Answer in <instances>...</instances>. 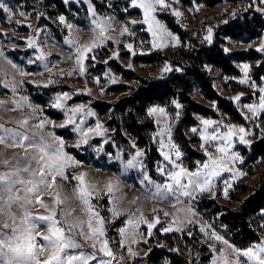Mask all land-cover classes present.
<instances>
[{
  "label": "rangeland",
  "instance_id": "1",
  "mask_svg": "<svg viewBox=\"0 0 264 264\" xmlns=\"http://www.w3.org/2000/svg\"><path fill=\"white\" fill-rule=\"evenodd\" d=\"M62 1L68 8L75 7L69 15L59 14L54 0H5L12 8V13L0 7V101L5 102L0 104V124L5 127H23L25 131L30 130V135L41 131L48 135V132L54 131L57 136L63 137L65 150L70 156L81 162L79 165L70 163L65 168L68 178L64 179L57 175L56 184L48 189V192L53 195L45 193L42 197L50 208L57 210L58 218L67 222V224L62 223L61 226L71 227V232L65 234L71 235L81 246L68 251L95 253L96 259L89 261V264H99L100 257L110 258L112 264H165V262L175 264L168 257L158 259L152 257L161 250L184 258L187 264H222L221 257L225 251L234 254V249L230 247L234 244L227 237L225 229L215 227L197 210L195 204L206 197L235 209L237 205L232 202L231 196L235 194L242 199L247 198L250 193L243 191V186L255 188L264 178V159L249 161L250 155H244V150H249L255 142L264 139L261 135V130L264 129V109L253 114L248 107L250 104L258 106L259 97L264 95V91H261L264 89V78L256 81L253 77L254 69L260 66L262 61L235 63L234 66L239 72L238 76H227L221 71L208 68L215 79L216 91L234 103L245 124L234 123L230 117L222 113L220 119L195 116L197 124L188 130L187 135L191 140H195L192 146L200 157L196 158L194 165L191 166L179 146L183 156L177 160V163L194 172L199 166L197 161L203 164L208 159L205 148L214 156L224 155L218 151L216 145L228 144L223 134L228 131L230 125H236L237 128L245 127L249 132L246 139L251 140L252 144L245 145L239 142L238 136L233 137V147L229 149V152H238L243 157V161L238 160L234 164L229 162L227 168L211 178L208 188L190 197L181 196L178 203L172 197L162 199L150 193L154 191L152 181L163 183L164 179L168 178L157 171V166L164 167L166 171L174 167L164 155L165 151H171L173 159H176L174 150L169 148L170 141L164 138L162 148L158 134L167 121L172 129L171 140L178 144L175 135L182 116V105L177 100H172L165 106H152L163 107L166 115L149 114L147 111L149 119L155 125L151 139L160 155V160L156 162L155 169L151 172L148 169L145 149L137 146L136 140L125 131L123 139L118 143L115 139L116 130L108 125L113 119L112 113L101 116L93 107V103L117 104L140 85L141 79L155 81L165 79L175 71H181L169 61L150 64L142 60L155 52L166 54L168 51L175 52L182 47L181 38L169 29L163 20L164 16L173 17L188 36L198 42V45L212 47L218 39L223 41L220 45L225 51L227 49L228 54L256 52L264 57V51H261V45H264V33L249 43L219 35L221 27L231 21L246 18V16L251 17L254 13H259L264 19V12L259 10L264 8V2L262 0H221L217 6L209 8L206 4H200L194 0L190 7L185 6L182 0H167L168 6H158L154 13L159 22V30L164 33L161 37L153 36L152 31L149 30V24L144 20L143 10L139 7H131L128 0H96L102 8L101 11L97 9L93 0ZM172 9H176L182 15L177 16ZM131 11H138L140 16H129ZM20 12L25 15H19ZM126 14L128 15L125 20L120 19ZM61 15L65 17V21L59 19ZM100 17L112 18V27L107 32V36L111 39L92 48V51L87 54V59L83 61L85 71L81 72L76 62V57L79 55L76 51L77 42L79 45H85L97 38L92 21ZM132 20L136 23H131ZM125 24L129 31L122 33ZM209 28L212 30L211 43L207 40ZM174 37H179V43H176ZM29 40L34 42L30 45ZM153 41L161 46L153 47ZM192 43L190 40L186 48H190ZM37 44L39 47L36 46ZM128 44L133 47L128 48ZM41 48L46 53V59L40 58ZM166 64L171 65L170 71H162ZM244 64L250 65L247 73L244 71ZM117 66H121L125 71L133 72L136 78L125 79L115 70ZM96 78L99 80L97 81ZM49 80L52 83H49ZM63 93H68V96L61 97L64 107L58 108L56 98L58 94ZM240 94H243L240 100H235L234 97ZM35 95H40L43 102H36ZM194 98L198 103L216 109L215 104L206 103L201 98L198 89L194 93ZM174 101L181 107H177ZM76 106H82L83 111L77 112L72 117L76 121L75 124H69L67 120L70 110ZM52 113L59 115L60 120H56ZM25 118H28L27 126L17 123ZM40 119L52 121L54 126L46 125V130L40 129L38 127ZM204 120L216 121L207 126V132H216L221 137L220 140L207 142L203 140L201 133L205 131ZM97 121L101 124L103 131H97ZM89 128L93 130L90 133L87 132ZM193 128L197 131H192ZM81 130L87 133L86 144L81 143ZM2 131L0 129V133ZM154 134H157L156 138ZM78 144L79 147H77ZM137 150L143 153L139 159L144 163L145 169L136 167L125 170L124 162L134 156ZM25 151L29 153L28 157L23 155ZM34 151L35 149L31 148L8 147L0 144V172L13 167L23 168ZM5 159L9 161L8 164H4ZM32 167L35 168L34 161ZM236 170L242 171L244 175H236ZM85 172L89 190L93 192V195L89 197V205L104 219L103 238L109 241V247L113 252L112 257L100 251L101 240L85 238L92 235L86 224L92 212L85 211V204L77 198L79 181L74 179L78 174ZM23 175L27 177L28 174L23 173ZM148 176L151 180L147 179ZM234 176L235 179H233ZM116 180H119V183L114 185L116 190L109 192L107 189L109 181ZM226 186L228 196L224 195ZM56 192L60 193L64 201L60 205L55 203ZM20 194L24 195L23 189ZM190 209L195 211L192 212ZM13 211L19 214L18 209L13 208ZM29 211L39 215L48 214L45 208L36 203L29 206ZM165 212L170 215L165 216ZM141 214L149 222H154L155 217L159 216L160 222L151 229V235H148L147 224L141 223L136 229L138 235L133 241L129 235L132 225H129L128 221L139 219ZM5 219H8L7 214L0 213V227H3ZM80 221L85 222L83 235L80 234L79 226L72 227L73 224L79 225ZM92 223L94 227H98L100 221L92 216ZM201 225L204 226V231H201ZM168 227L172 230L162 231L163 228ZM121 228L125 229L124 233H121ZM213 229L229 243L224 244L223 241L216 240ZM41 230L46 231L43 222H41ZM37 240L40 241L41 238L38 237ZM122 240L124 243H121ZM93 243L96 247H92ZM261 243H264V239ZM129 247L136 253L135 256L128 251ZM44 258L45 256L40 257V259ZM239 259L241 264H254V261L244 257L242 253L239 254Z\"/></svg>",
  "mask_w": 264,
  "mask_h": 264
},
{
  "label": "snow or ice",
  "instance_id": "2",
  "mask_svg": "<svg viewBox=\"0 0 264 264\" xmlns=\"http://www.w3.org/2000/svg\"><path fill=\"white\" fill-rule=\"evenodd\" d=\"M264 2V0H262ZM131 7H139L143 10V17L145 22L149 24V30L152 31L153 36L160 35L163 37L164 33L159 30V22L156 20L154 13L157 11L158 6L167 7V0H128ZM0 7L7 9L8 12L12 13V8L5 2V0H0ZM177 16L182 15L176 9H172ZM264 12V8L259 9ZM94 11V10H93ZM127 11V9H125ZM15 15V13H13ZM19 15L23 16L25 13L20 12ZM94 15L96 13L94 12ZM235 15V13H233ZM61 21H65V17L61 15L59 17ZM131 23H136L132 20ZM92 24L95 26L93 31L97 32V38L93 39L89 44L79 45L77 42L76 51L79 55L76 57L77 65L81 72L85 71L83 61L87 59V54L92 51L93 47L102 45L107 39H111L107 36L109 28L112 27L111 17H100L99 19H94ZM69 27H71L69 25ZM129 29L127 24L122 28L123 32H128ZM170 35V34H169ZM176 43H179V37H174ZM207 40L211 43L212 40V30L208 29ZM34 41L29 40L31 45ZM39 47V45H36ZM161 45L156 44L153 41V47H160ZM128 48H132L131 44L127 45ZM227 51V49H226ZM261 51H264V45H261ZM113 55H118V53H113ZM40 58L46 59V53L41 48ZM93 59L95 57L93 56ZM46 66V65H45ZM131 66V65H130ZM245 73L249 71L250 65H243ZM171 65L166 64L162 71H170ZM97 81L99 78H96ZM52 83L51 80L48 81ZM33 83H36L33 81ZM90 91V89L88 90ZM264 91V89H261ZM240 95L234 97L235 100H240ZM68 93L58 94L56 98V107L62 108L64 104L61 97H67ZM5 103L0 101V104ZM177 107H181L178 102H175ZM19 106V102H17ZM248 107L252 110L253 114L257 113L259 110L264 109V95L259 97V105L250 104ZM82 106H76L70 110L67 123L75 124V120L72 119L77 112H82ZM149 114H167L163 107H150L148 109ZM177 117L179 113H176ZM17 123L22 126L28 125V118L18 121ZM159 123V121H157ZM216 123V121L204 120L203 125L205 126V131L201 133L203 140L205 142L212 140H220L221 137L216 134V132L208 133L207 126ZM46 125L54 126V122L48 121L46 119H40L38 121V127L40 129L46 130ZM0 144H4L8 147H20L24 149H35L31 154L28 163L23 167H13L6 171L0 172V213H6L8 219L3 220V227H0V264H89V261H94L96 259L95 253H85L84 251L70 252L69 249L80 248V244L71 236L66 235V232H71V227L61 226L62 223L67 224L66 221H62L57 216V210L55 208H50L45 201L42 199L43 195L47 193L48 195H53V193L48 192V189L56 184L57 175L67 179L65 173V168L70 164L74 163L79 165L81 162L74 160L73 157L65 150V141L63 137L57 136L54 131L48 132L45 135L43 131L40 133H35L30 135V130L25 131L23 127H5L0 124ZM97 131H103V128L99 121L96 125ZM93 130L89 128L88 133ZM192 131H197L193 128ZM81 143H87V133L81 130ZM161 139V146L164 147L162 141L167 138L170 141L169 148L174 150V155L176 159H173L171 151H165L164 155L167 160L171 161L174 166L172 170L166 171L164 167L158 165L157 171L162 173L164 176L168 177L164 179L163 183L152 181L154 185V191L150 194L152 196H159L162 199H168L172 197L178 203L180 197H190L194 193L202 192L205 188H208L211 184V178L213 176L219 175L220 171L227 168L229 162L236 163L238 160L243 161V157L236 151L229 152V149L233 147V137L238 136L239 142L245 145H251L252 141L246 139L249 135L248 130L240 126L237 128L236 125L228 126V131L224 133V138L228 140L227 145L217 144L216 147L218 151L224 155L214 156L212 152H208L205 148L208 159L200 164L195 171H191L185 168L182 164L177 163V160L183 156L178 144L172 142V129L170 124L165 122L164 128L158 134ZM261 135L264 136V129L261 130ZM157 134H154L156 138ZM79 147V144L77 145ZM25 157L29 156V153L25 151L23 153ZM143 153L140 150L136 151V154L130 159L124 162L125 170L129 168H140L145 169L144 163L139 159ZM33 161L35 162V168L32 167ZM4 164H8L9 161L5 159ZM232 171V169H228ZM27 173V177L23 175ZM145 175L147 173L145 172ZM236 175H244L240 170H236ZM87 173H80L74 177V179L79 181L77 185V198L85 204V211H91L92 216L99 219L100 224L98 227H94L92 223V216L89 217L86 224L88 229H90L92 235L85 236L86 239L101 240L100 251L104 252L108 257L113 256V252L109 247V241L104 236V219L100 217L98 213H95L89 205V197L93 195V192L89 190V184L86 181ZM50 177V179H49ZM186 178V182H185ZM147 179L151 180L148 176ZM235 179V176L233 177ZM119 180L115 182L109 181L107 189L112 192L115 189L116 184ZM144 183V181H141ZM227 185V182H225ZM95 186L93 185V188ZM21 189H23L24 195H21ZM224 195L228 196V187L224 188ZM60 193H55V203L57 205L62 204ZM33 203L39 204V206L47 210V215H39L29 211V206ZM13 208L18 209L19 214L13 211ZM155 212V209H153ZM194 212V209H190ZM165 216H169L168 212L164 213ZM175 219V217H173ZM41 222L46 229L41 230ZM160 222L159 216L155 217L154 222H149L143 214L137 220H129L128 224L132 225V231L129 233L133 241H135L138 233L136 229L139 228L141 223L147 224L148 235H151V229L155 227L156 224ZM85 222L80 221L79 225L73 224L72 227L79 226L80 234H84L83 227ZM210 227V226H209ZM10 229V231H6ZM171 227L163 228L162 231H171ZM179 230V229H177ZM121 233L125 232L124 228L120 229ZM201 231H204V226L201 225ZM191 235V233H189ZM213 235L218 241H223L224 244L229 242L221 235L215 232L213 229ZM40 237L41 240L38 241L37 238ZM121 243H124L122 240ZM92 247H96L93 243ZM234 249V254L225 251L222 259V264H241L239 259V254H243L249 260L254 261V264H264V243H257L247 248H238L235 245L230 246ZM128 251L132 253L133 256L136 255L129 247ZM179 251V249H176ZM41 256H45L44 259H40ZM122 259V258H121ZM99 264H112V261L101 259ZM168 264V262H165Z\"/></svg>",
  "mask_w": 264,
  "mask_h": 264
},
{
  "label": "trees",
  "instance_id": "3",
  "mask_svg": "<svg viewBox=\"0 0 264 264\" xmlns=\"http://www.w3.org/2000/svg\"><path fill=\"white\" fill-rule=\"evenodd\" d=\"M59 14L69 15L74 6L68 8L62 0H54ZM97 9L101 6L93 0ZM197 3H204L207 7L213 8L221 3V0H194ZM185 6H192L193 0H182ZM127 15L120 19L125 20ZM140 16L138 11H131L129 16ZM169 29L177 34L183 43L181 48L175 52L168 51L166 54L155 52L149 57L142 58L145 63H161L169 61L180 68V72H174L165 79L148 81L142 80L134 91L117 104L94 102L93 107L101 116L112 113L113 119L109 126L116 130V141L123 139V132L136 140L137 146L144 148L147 156L148 169L153 172L155 164L160 160L157 146L153 143L151 135L155 130L154 123L149 119L147 111L155 105L165 106L172 100H177L182 105V116L176 128L175 139L185 154V159L191 166L196 158L200 157L194 148L195 140L188 138V130L197 124L195 116H202L211 119H220L221 113L231 118L234 123L244 125L245 122L238 113L234 103L222 97L215 89V79L208 68L221 71L227 76H238L239 72L234 64L239 62L262 61V64L254 69L253 77L256 81L264 78V57L256 52H235L228 54L220 45L223 41L217 39L212 47L198 45L188 33L180 27L171 16H164ZM264 33V19L259 13L252 16L240 18L227 23L221 27L219 35L229 37L235 41L249 43ZM193 42L190 48L186 44ZM115 70L127 80L136 78L135 74L125 71L121 66ZM200 91L201 98L209 104H215L216 109L198 103L194 98L196 90ZM34 99L42 103V97L35 95ZM56 120L60 116L52 113ZM244 155L249 156V161L264 159V139L255 142L249 150H244ZM243 191L249 192L247 198H240L233 194L232 202L237 205L235 209L220 204L215 199L202 198L195 207L215 227H222L230 241L238 248H247L254 244L261 243L264 239V178L255 188L243 186ZM154 259L168 257L175 264H187V261L180 256L176 257L166 251L153 254Z\"/></svg>",
  "mask_w": 264,
  "mask_h": 264
},
{
  "label": "water",
  "instance_id": "4",
  "mask_svg": "<svg viewBox=\"0 0 264 264\" xmlns=\"http://www.w3.org/2000/svg\"><path fill=\"white\" fill-rule=\"evenodd\" d=\"M100 259L109 260L110 258L100 257Z\"/></svg>",
  "mask_w": 264,
  "mask_h": 264
}]
</instances>
